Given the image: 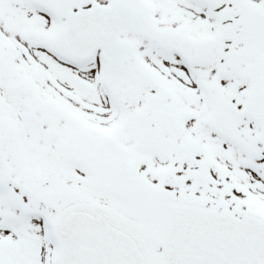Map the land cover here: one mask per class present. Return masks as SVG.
I'll return each mask as SVG.
<instances>
[{
  "label": "snow or ice",
  "instance_id": "6c2138e0",
  "mask_svg": "<svg viewBox=\"0 0 264 264\" xmlns=\"http://www.w3.org/2000/svg\"><path fill=\"white\" fill-rule=\"evenodd\" d=\"M0 264H264V0H0Z\"/></svg>",
  "mask_w": 264,
  "mask_h": 264
}]
</instances>
